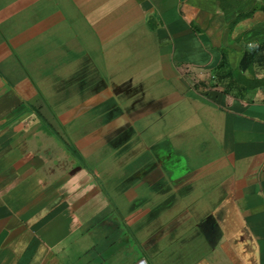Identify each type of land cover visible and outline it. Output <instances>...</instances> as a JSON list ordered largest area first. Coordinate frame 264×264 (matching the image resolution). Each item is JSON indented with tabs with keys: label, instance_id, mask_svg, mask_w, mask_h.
Here are the masks:
<instances>
[{
	"label": "crops",
	"instance_id": "0c3cea01",
	"mask_svg": "<svg viewBox=\"0 0 264 264\" xmlns=\"http://www.w3.org/2000/svg\"><path fill=\"white\" fill-rule=\"evenodd\" d=\"M174 154L158 211L111 183ZM0 264H264V0H0Z\"/></svg>",
	"mask_w": 264,
	"mask_h": 264
},
{
	"label": "flooded vegetation",
	"instance_id": "af4514ba",
	"mask_svg": "<svg viewBox=\"0 0 264 264\" xmlns=\"http://www.w3.org/2000/svg\"><path fill=\"white\" fill-rule=\"evenodd\" d=\"M77 54H80V52H77ZM87 66L88 65H86L85 68H87ZM146 89L150 88L146 87ZM146 89L144 88V90ZM142 92L143 91H140L141 94ZM135 97L136 96L134 95H130L129 97H127L122 94L113 97V109H130V115L134 119V127L129 129L128 131H125L122 134L121 139H128V141L126 142L127 148L137 147L140 140L144 141L145 143H153V141L156 140L157 142L155 141V143L153 144V146L157 150L156 154L142 151L140 156L137 157L135 161H137V164L145 166V163H148V157L151 156L153 159L152 162H154V165L157 166L156 164L159 161L158 157L163 156L164 152L166 151H172V149H170V146L168 145L167 138L165 135H162L161 137L160 135L152 136V134H150L149 132L150 130H155L154 123L156 121L164 122V114L161 113L163 107L158 110H155L154 108L157 106V102H150L146 103L145 105L142 104L138 106V104L135 102V100L137 101ZM159 112L160 115L157 116L156 114ZM154 116V120H151ZM137 133H139V135H137ZM132 137H135V143H132ZM163 137L166 138V141H164ZM158 152L161 156L158 155ZM172 152L176 154L175 150H173ZM175 154L174 159L164 164L161 168L155 167L152 173H149L146 178L141 180L142 184L140 186L137 185L138 187L133 186L131 188V193L134 192L133 195L135 194V198L133 201L138 209L143 210V208L147 204L152 207L154 211H158L160 210L159 207L161 205L164 206V202L167 196L166 190L170 186L169 183L178 179V177L176 176V172L178 170L176 168L177 163L175 160ZM173 198L175 199L176 197L173 196Z\"/></svg>",
	"mask_w": 264,
	"mask_h": 264
},
{
	"label": "rangeland",
	"instance_id": "374dc122",
	"mask_svg": "<svg viewBox=\"0 0 264 264\" xmlns=\"http://www.w3.org/2000/svg\"><path fill=\"white\" fill-rule=\"evenodd\" d=\"M79 50H80V52H81V50L82 49H80L79 48ZM79 50H77L78 51V53H79ZM150 83H152V81H146L145 82V84L146 85H149V88L151 87V85H150ZM161 89V90H160ZM160 90V92L158 93L157 91H159ZM136 99H145V100H154V101H156V102H163V104H164V81H157L156 83H155V86L153 87V88H151V89H147V90H144V95H137V97H135ZM171 98V97H170ZM175 99V96H173L172 98H171V101L173 102V100ZM172 102L169 104V105H171L172 104ZM176 102H174V104H175ZM172 106V105H171ZM170 108V107H169ZM168 109H167V105L166 106H164L163 108H162V112L161 113H163L164 114V112L165 111H167ZM157 116L158 115H160V112L159 113H157L156 114ZM175 116V115H174ZM154 118H155V116L151 119V120H154ZM140 125V124H139ZM164 126V122H155L154 123V129H155V132L157 133V135H160V137L162 136V135H164V128H162ZM134 138L135 137H132L131 138V140H132V143H135V140H134ZM164 138V141H166V138L165 137H163ZM133 140H134V142H133ZM164 145V144H163ZM169 145V144H168ZM198 146H201V145H196V147H198ZM201 148V147H200ZM131 168H132V166H131ZM129 169V171H128V173H127V171L126 172H118L117 174H116V179H115V181H113V182H111V183H115V186H118L121 190L122 189H124V188H127L128 189V187L129 186H140L141 184H142V181L139 179V178H136V177H131L130 175H131V171H132V169ZM165 183V182H164ZM137 186V187H138ZM112 192H110V194H111ZM127 193V192H126ZM125 193V194H126ZM150 194V193H149ZM158 196H160V195H158ZM138 210H140V209H138ZM165 216H167V213H164V217Z\"/></svg>",
	"mask_w": 264,
	"mask_h": 264
}]
</instances>
